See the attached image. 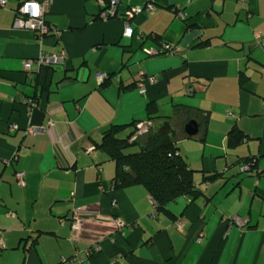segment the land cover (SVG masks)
Segmentation results:
<instances>
[{
    "label": "crops",
    "instance_id": "1",
    "mask_svg": "<svg viewBox=\"0 0 264 264\" xmlns=\"http://www.w3.org/2000/svg\"><path fill=\"white\" fill-rule=\"evenodd\" d=\"M25 1L0 6V264H264V50L255 41L264 37V0H119L109 19L98 17L97 0H47L57 33L42 39L14 24ZM147 3L155 8L134 25L163 34L176 53L148 56L123 35L127 9ZM63 50L68 58L42 92L23 62ZM149 101L160 113L166 104L192 107L191 117L210 110L192 137L171 121L180 149L181 140L199 142L180 150L191 166L223 175L200 184L195 199L171 203L176 220L156 212L143 185L114 188L115 161L85 151L112 124L146 120ZM50 119L55 126L26 133ZM233 126L249 138L236 144ZM250 155L263 173L240 178L234 167ZM17 170L26 171L25 186ZM232 215L238 222L228 225ZM117 217L127 223L121 231Z\"/></svg>",
    "mask_w": 264,
    "mask_h": 264
},
{
    "label": "trees",
    "instance_id": "2",
    "mask_svg": "<svg viewBox=\"0 0 264 264\" xmlns=\"http://www.w3.org/2000/svg\"><path fill=\"white\" fill-rule=\"evenodd\" d=\"M98 1V0H97ZM110 0H105L106 3H109ZM100 12L104 8L103 5L100 4ZM20 6V5H19ZM18 9H16V16L18 15ZM145 11V10H144ZM117 16V14H116ZM100 17V14L99 16ZM126 17V15H125ZM101 18V17H100ZM112 18V17H111ZM46 19V18H45ZM125 19V18H124ZM47 21V20H46ZM50 31L45 34V36L56 34L57 30L54 25L50 24L47 21ZM133 27L135 30V35L127 38L137 39L140 41V48L146 52L147 48L145 44L147 42L155 43L160 45L169 44L172 48L176 47L165 39L163 34L157 33H147L140 34L138 29L133 23ZM36 35V34H35ZM124 35V31H123ZM141 35V36H140ZM44 36V37H45ZM38 38V36L36 35ZM126 37V36H125ZM207 42L203 41L198 43V45H206ZM159 47V48H160ZM157 48V49H159ZM175 52L164 51L163 53L157 55H167L174 54ZM68 56V55H67ZM68 58V57H67ZM56 66L49 65H41L33 67L31 71H27L30 74H34V81L36 86H41V90L48 91L49 90V81L46 80L48 72L54 69ZM36 69V70H35ZM111 75L108 74V77L103 81V84L107 85L110 83ZM246 80H249V77L245 74L244 71H241L239 75V83L241 86L245 83ZM194 81L190 84L192 85ZM137 83V82H136ZM136 83L132 84L136 86ZM138 84V83H137ZM128 86H121V89H126ZM195 90L190 88L188 90V95H194ZM29 102L34 104L33 99H29ZM175 114L171 115H163L160 113L158 104L156 101H149L147 103V119L139 120L133 119L129 123L122 124H112L105 131L102 132L99 140H94L91 144L94 145L95 150L105 152L108 157L115 161V173L113 177V185L114 188H126L132 185L141 184L143 185L147 191L149 192L151 199L155 203L156 212L158 214H163L164 216L176 220L174 213L169 208L171 203L178 202L182 198L186 199H195L199 196L200 182H207L216 177L223 176L220 172H211L207 173V171L203 169H197L189 163L186 157L180 152V146L178 143V135H176V131L173 130L172 127V119L179 120L183 122L184 129L183 136L184 137H192L185 132V124L191 120L195 119L198 122L199 126L207 125L210 119V110L197 108L195 117H191L192 107L178 104L175 105ZM228 115H232V111H228ZM165 119L170 123L169 131H161L160 123L158 126L155 124V121H160ZM164 122V121H163ZM142 124V128L139 125ZM46 128H49L48 122ZM237 126H233L230 130V133L236 142V144L241 143L242 141L249 138L248 133H245L240 128H236ZM46 130V129H45ZM127 131V134L123 136V133ZM28 133V132H26ZM39 133V132H38ZM32 134V133H28ZM123 136V137H122ZM131 144H138L139 150L135 152H126L124 148ZM87 148V147H86ZM86 151V150H85ZM96 157V155H95ZM93 157V158H95ZM248 163L249 169L243 170V164ZM239 165L241 166V173L247 172V174H257L261 175L263 173V169H259V157L258 156H247L243 159H240ZM18 171L15 172V177ZM25 172V184L26 185V171ZM200 173L201 181L197 179L196 173ZM226 223L228 225L232 224L233 221L238 222V216L232 215L229 218H226ZM127 224V223H126ZM122 230V229H121ZM119 230V231H121Z\"/></svg>",
    "mask_w": 264,
    "mask_h": 264
},
{
    "label": "built area",
    "instance_id": "3",
    "mask_svg": "<svg viewBox=\"0 0 264 264\" xmlns=\"http://www.w3.org/2000/svg\"><path fill=\"white\" fill-rule=\"evenodd\" d=\"M101 5L104 6L102 11L100 12V17L103 19H109L111 17H115L117 14V7L119 0H110L109 3H106L105 0H98ZM7 0H0V6H4ZM47 0H27L23 2L18 9V15L15 17V26L21 28H28L35 32L39 39H42L45 34L49 33L50 28L45 19V15L47 12ZM154 4L147 3L143 7H130L126 11V19L124 23V36L132 37L135 35V30L133 27V19L136 14L146 11L153 10ZM179 16L185 17L184 13H180ZM264 45V40H263ZM175 52L177 50L176 47L172 48L169 44H163L159 49L157 48H147L146 52L151 56H157L164 51ZM67 60V53L65 50L60 52H45L39 55L37 58H27L23 62V67L26 71H31L34 66L41 65H49V66H60L64 65ZM143 74V72H142ZM99 77L102 80H105L108 77L107 73H99ZM142 91H145V87L141 84ZM48 126H55V122L53 120L48 121ZM142 128V124L139 125ZM46 129V126H37V125H29L26 129V132L36 134L38 132H42ZM141 130H144L143 128ZM86 153L92 157H95L96 150L93 144H88L86 148ZM249 164L245 163L242 166V169L248 170ZM16 180L20 185L25 184V172L18 171L16 174ZM78 224V221L75 223V226ZM116 225L119 230L123 229L126 225V221L122 217L116 218ZM2 244V243H0Z\"/></svg>",
    "mask_w": 264,
    "mask_h": 264
},
{
    "label": "rangeland",
    "instance_id": "4",
    "mask_svg": "<svg viewBox=\"0 0 264 264\" xmlns=\"http://www.w3.org/2000/svg\"><path fill=\"white\" fill-rule=\"evenodd\" d=\"M263 40H264V37H260L257 40L255 39L256 44H257V41H258V43H259L258 45H260V48L259 49H263L264 50ZM263 70H264V66H263ZM201 83L202 84H199L200 87L201 86L202 87H206L208 85V83H206V82H201ZM221 95L223 96V94H221ZM197 96H200V94L199 95L197 94ZM210 96H212V93H210ZM225 100H227V99H224V101ZM218 108H219V106H218ZM161 114H167V115L175 114V108H173V107L169 106L168 104H166L165 107H162ZM126 134H127V131L123 133V136H125ZM198 143L199 142H198L197 139H193L192 138V139H186L185 140V143L183 145V141L181 140V142H180L181 149L180 150H182L183 154L187 155V152H188L189 147H191L192 145L194 146V145H196ZM138 150H139V145L138 144H131V145L127 146L126 148H124V151H126V152H135V151H138ZM98 152L101 153L103 151H98ZM234 168H235V170H236L237 173H239V172L242 171L240 165H236ZM195 175H196L197 179L201 181V175H200V173L197 172ZM242 177L243 178H246V177H249V176H247V172H244V173H241L240 174V178H242ZM200 184H204V182L201 181ZM230 187H231V184L229 185V188ZM237 192H238V190L235 189L234 195H236ZM237 204H238L237 200L236 199H232V198H231V200H229L227 202V206H231V207H235V205H237ZM222 205H224V202H222L221 206Z\"/></svg>",
    "mask_w": 264,
    "mask_h": 264
},
{
    "label": "water",
    "instance_id": "5",
    "mask_svg": "<svg viewBox=\"0 0 264 264\" xmlns=\"http://www.w3.org/2000/svg\"><path fill=\"white\" fill-rule=\"evenodd\" d=\"M160 130L161 131H169L170 130V123L168 121H165ZM198 130H199L198 122L195 119H191L185 124V132L190 136L198 133Z\"/></svg>",
    "mask_w": 264,
    "mask_h": 264
}]
</instances>
